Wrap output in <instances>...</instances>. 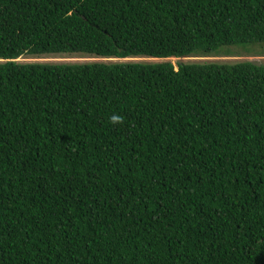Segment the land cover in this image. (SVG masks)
<instances>
[{"label": "trees", "instance_id": "16d2710c", "mask_svg": "<svg viewBox=\"0 0 264 264\" xmlns=\"http://www.w3.org/2000/svg\"><path fill=\"white\" fill-rule=\"evenodd\" d=\"M258 43L264 0H0V264H264V64L17 61Z\"/></svg>", "mask_w": 264, "mask_h": 264}, {"label": "rangeland", "instance_id": "374dc122", "mask_svg": "<svg viewBox=\"0 0 264 264\" xmlns=\"http://www.w3.org/2000/svg\"><path fill=\"white\" fill-rule=\"evenodd\" d=\"M231 53L229 56H218V57H201L192 56L182 59L171 58L168 60H157L152 58H132L126 60H115V59H101L92 57L90 55L73 54V55H46L40 57L24 56L19 58L17 61L20 63H86V62H140V63H157L162 61H170L174 65L178 62L184 63H237L242 61H250L257 64H264V44H251V45H240L231 47Z\"/></svg>", "mask_w": 264, "mask_h": 264}, {"label": "clouds", "instance_id": "9594fccd", "mask_svg": "<svg viewBox=\"0 0 264 264\" xmlns=\"http://www.w3.org/2000/svg\"><path fill=\"white\" fill-rule=\"evenodd\" d=\"M112 119H113V121H114V122H116V121H118V120H119V118H118V117H113Z\"/></svg>", "mask_w": 264, "mask_h": 264}]
</instances>
